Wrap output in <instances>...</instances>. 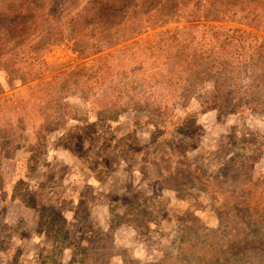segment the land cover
I'll list each match as a JSON object with an SVG mask.
<instances>
[{
    "label": "rangeland",
    "instance_id": "1",
    "mask_svg": "<svg viewBox=\"0 0 264 264\" xmlns=\"http://www.w3.org/2000/svg\"><path fill=\"white\" fill-rule=\"evenodd\" d=\"M75 1L0 0V264H264V97L247 100L264 92V0L222 21L205 0L161 23L130 7L88 56ZM15 16L30 26L11 36ZM223 39L228 75L205 62Z\"/></svg>",
    "mask_w": 264,
    "mask_h": 264
},
{
    "label": "trees",
    "instance_id": "2",
    "mask_svg": "<svg viewBox=\"0 0 264 264\" xmlns=\"http://www.w3.org/2000/svg\"><path fill=\"white\" fill-rule=\"evenodd\" d=\"M190 0H90L87 3V6L81 5L80 2L77 0L75 1V6L79 8L76 10L77 12L68 18H66L67 23L69 25V32L68 37L72 38L75 44L79 45V52L84 56L92 55L97 52L98 41L105 40L109 45H113L116 43L117 34H119L123 29L128 26L125 20V10L130 7H139L142 6L146 9L148 13L151 9V13H149L152 17L156 18L161 22L168 20L169 18L178 20L179 16L185 14L186 3ZM201 0H196V2H200ZM206 3H202V5L207 7L209 5L211 10L202 14L205 18H209L210 20L215 21H222L226 18L224 17L226 12L230 10H235V8H246L247 4L244 0H205ZM192 2V1H191ZM154 7V8H152ZM205 10L203 9H196L186 11L187 13L193 14L194 12L197 14L200 11ZM250 14V10L248 9V13ZM18 17L15 16L9 21L7 27H3V30L7 33H10L11 36H15L22 31H26L28 26L25 21L15 22L14 24L12 20H18ZM23 19H25L24 16ZM60 7L58 2H54L49 10L46 19H51V23L48 25L49 30L47 31V38L50 43H58L62 41V36H60V30L53 25V22L60 21ZM145 19V17H144ZM142 22L140 25H137V32H143L145 27H142ZM246 24L252 26L256 25L251 21H245ZM257 26V25H256ZM45 37V36H44ZM86 37V39H85ZM227 44L226 39L220 41V47L216 50H211V53L206 52L205 54L208 57L205 58V62L208 67L217 66V68L221 71L222 75L228 70L230 72H237L239 69V64L232 67L233 63L227 58L225 54V45ZM183 63H187L186 60H183ZM229 66V67H228ZM264 70L258 68V70H254L253 77L250 80L249 86H255L257 82L256 76L257 74H263ZM255 76V77H254ZM226 77V76H225ZM263 80V79H262ZM214 91H216V98H221L226 100L227 103L225 105H215L218 111L227 110L228 108L234 109L237 104L234 100L237 97L231 96L233 91L230 93V83L226 84H218L219 81H215ZM224 85V86H223ZM259 86V85H258ZM226 90V92H225ZM255 93H259V96H253L249 98L248 101H253L256 105L252 106L256 107L257 109L262 107L263 97L264 95L257 90H254ZM253 91V92H254ZM233 100V103H230ZM235 106V107H234ZM256 109V110H257ZM11 122L8 121L7 125Z\"/></svg>",
    "mask_w": 264,
    "mask_h": 264
}]
</instances>
